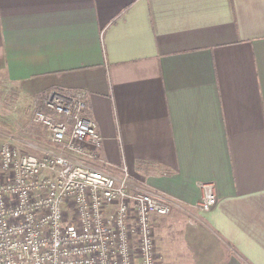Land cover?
I'll list each match as a JSON object with an SVG mask.
<instances>
[{
    "label": "crops",
    "instance_id": "0c3cea01",
    "mask_svg": "<svg viewBox=\"0 0 264 264\" xmlns=\"http://www.w3.org/2000/svg\"><path fill=\"white\" fill-rule=\"evenodd\" d=\"M50 90L85 92L107 165L81 162L173 202L157 264H264V0H0V93Z\"/></svg>",
    "mask_w": 264,
    "mask_h": 264
},
{
    "label": "built area",
    "instance_id": "2783aa9c",
    "mask_svg": "<svg viewBox=\"0 0 264 264\" xmlns=\"http://www.w3.org/2000/svg\"><path fill=\"white\" fill-rule=\"evenodd\" d=\"M85 96H41L33 122L56 150L36 155L0 140V264H157L151 216L169 214L173 202L132 192L125 168L115 177L81 162L107 165ZM200 187L198 208L208 211L214 185Z\"/></svg>",
    "mask_w": 264,
    "mask_h": 264
},
{
    "label": "rangeland",
    "instance_id": "374dc122",
    "mask_svg": "<svg viewBox=\"0 0 264 264\" xmlns=\"http://www.w3.org/2000/svg\"><path fill=\"white\" fill-rule=\"evenodd\" d=\"M13 92L0 93V140H9L20 150L40 155L39 148L49 145L44 130L33 122L38 108L20 107Z\"/></svg>",
    "mask_w": 264,
    "mask_h": 264
}]
</instances>
